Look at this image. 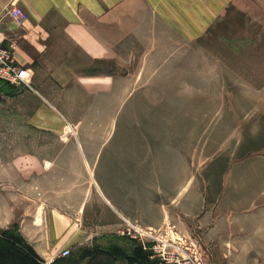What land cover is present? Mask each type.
Instances as JSON below:
<instances>
[{"label": "rangeland", "instance_id": "1", "mask_svg": "<svg viewBox=\"0 0 264 264\" xmlns=\"http://www.w3.org/2000/svg\"><path fill=\"white\" fill-rule=\"evenodd\" d=\"M9 2L0 0V21L19 39L4 45L29 68L22 51L33 62L38 51L9 19ZM103 8L84 10L103 53L70 61L78 73L108 77L103 92L0 80V178L12 164V179L27 182L17 190L37 198L30 211L60 210L78 232L95 234L94 245L119 237L132 249L128 219L202 264H264V0ZM42 94L65 104L63 133L31 123Z\"/></svg>", "mask_w": 264, "mask_h": 264}, {"label": "crops", "instance_id": "2", "mask_svg": "<svg viewBox=\"0 0 264 264\" xmlns=\"http://www.w3.org/2000/svg\"><path fill=\"white\" fill-rule=\"evenodd\" d=\"M13 1L15 0H10L7 5V15ZM19 2L30 13V20L22 27L21 32H23V36L38 51L36 62H33L34 56H31V54L30 56L26 55L22 51V56L25 60H28L29 68L33 74L32 82L39 89H45L50 83L62 87L75 83L80 85V90L85 93L98 94L103 92L107 88V84H109L108 77L100 75L93 77L92 75L78 73L70 61L76 57V53L82 55H89L93 51L103 53V44L99 43L98 39L95 41L92 34L91 20H89L91 13L84 10L88 6L91 11L95 8L96 12H101L104 9V5L108 3V0H19ZM82 11L86 14H82ZM31 14L35 20L31 19ZM8 17L11 20L9 15ZM9 30L10 28L6 26V22L1 20L0 38L6 40L10 37L12 42L17 41L19 39L16 38L17 33L15 34ZM53 59L55 61L58 60V62H54L50 68L43 67L47 65L46 63L43 64L44 61L47 62ZM42 71L48 73L46 75L50 77V80L46 81L42 79V77L46 76H41ZM51 101L52 98L46 94H42L41 102H44L40 106L42 108H38L33 113L30 121L41 128L51 125L53 127L49 128L63 133L67 120L65 119L66 116L58 108L65 107V104H55ZM49 105L55 109V114L58 116L55 123H53L54 120L52 121L47 116L49 114L41 115L42 112H49L46 109L50 107ZM68 121V124H72L70 120ZM24 152V150H20V153ZM24 166L22 164L17 165V170H27V165ZM12 168L13 165H9L5 172V178H0V188H3L0 189V234L7 236L14 235L20 238L37 253L45 264H140V262L133 259H106L105 252L100 253V261L98 259V261L90 262L91 256H88L86 259L81 258L82 251L84 250L90 252L96 251L97 253L98 249L105 250L120 247L131 253L136 246H141L147 252L149 259L154 260L152 258V250L149 248L152 245L150 242L144 247L140 241L137 242L136 239L132 240L131 238L130 240L136 244L132 249H127L118 237L115 244L108 245L109 247H101L94 245L95 234L91 233L92 235L90 236L87 233L89 230H86L85 235L82 232H78L74 218H71L60 210L30 211V200L35 201L37 198L35 196L30 197L26 190H17L18 187H26L27 182L13 180L11 175ZM7 172L10 173V178H7ZM108 201H110L109 198ZM146 224L151 227L157 226V222L152 221ZM92 240L93 245L91 246ZM78 242H80L79 244L88 243V247L78 249L76 247ZM65 249H70V254L67 256L63 255ZM76 250H79V253ZM0 264L39 263L25 254L21 247L0 237Z\"/></svg>", "mask_w": 264, "mask_h": 264}, {"label": "built area", "instance_id": "3", "mask_svg": "<svg viewBox=\"0 0 264 264\" xmlns=\"http://www.w3.org/2000/svg\"><path fill=\"white\" fill-rule=\"evenodd\" d=\"M8 15L18 26H25L30 20V13L21 6L18 1H13L9 7ZM5 39L0 38V80L13 84L30 85L33 74L31 69L22 66L16 61L13 50L4 45ZM128 227L123 234L132 239L139 240L144 247L150 242L152 258L158 264H202L197 257L189 252L188 247L173 244L169 240L160 237L153 229H145L127 219ZM70 254V249H65L63 255Z\"/></svg>", "mask_w": 264, "mask_h": 264}, {"label": "trees", "instance_id": "4", "mask_svg": "<svg viewBox=\"0 0 264 264\" xmlns=\"http://www.w3.org/2000/svg\"><path fill=\"white\" fill-rule=\"evenodd\" d=\"M0 237L13 242L17 246L21 247L22 250L30 256L34 261L39 264H45L42 259L37 255V253L26 243H24L20 238L15 237L14 235L7 236L5 234H0ZM98 252H90V251H82L81 258L86 259L88 256L90 257V262L98 261L101 252H105L106 259L113 258H123V259H133L135 261L140 262V264H158L156 260H151L148 257L147 252L143 250L141 246H136L131 253H128L126 250H123L120 247H113L108 249H98Z\"/></svg>", "mask_w": 264, "mask_h": 264}, {"label": "bare ground", "instance_id": "5", "mask_svg": "<svg viewBox=\"0 0 264 264\" xmlns=\"http://www.w3.org/2000/svg\"><path fill=\"white\" fill-rule=\"evenodd\" d=\"M51 163L49 161H47V165H50Z\"/></svg>", "mask_w": 264, "mask_h": 264}]
</instances>
